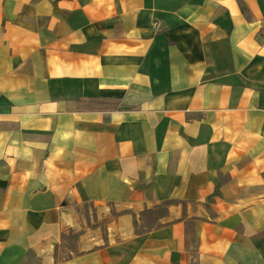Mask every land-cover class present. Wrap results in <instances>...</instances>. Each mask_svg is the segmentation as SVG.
<instances>
[{
  "label": "crops",
  "instance_id": "0c3cea01",
  "mask_svg": "<svg viewBox=\"0 0 264 264\" xmlns=\"http://www.w3.org/2000/svg\"><path fill=\"white\" fill-rule=\"evenodd\" d=\"M0 264H264V0H0Z\"/></svg>",
  "mask_w": 264,
  "mask_h": 264
},
{
  "label": "rangeland",
  "instance_id": "374dc122",
  "mask_svg": "<svg viewBox=\"0 0 264 264\" xmlns=\"http://www.w3.org/2000/svg\"><path fill=\"white\" fill-rule=\"evenodd\" d=\"M77 236L75 233L69 232L66 236V238L64 239L63 245L60 248V252L58 253V258H63V257H68L71 256L70 250L74 251L76 250V239Z\"/></svg>",
  "mask_w": 264,
  "mask_h": 264
}]
</instances>
